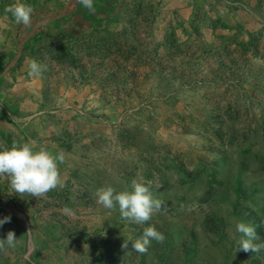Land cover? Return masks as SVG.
Instances as JSON below:
<instances>
[{
    "label": "rangeland",
    "instance_id": "374dc122",
    "mask_svg": "<svg viewBox=\"0 0 264 264\" xmlns=\"http://www.w3.org/2000/svg\"><path fill=\"white\" fill-rule=\"evenodd\" d=\"M94 3L95 20L78 0L72 33H38L21 52L44 71L11 123L34 150L63 152L64 187L36 198L0 183V238L18 239L0 264H264L235 230L243 221L264 243V0ZM201 163L218 184L193 179ZM133 180L162 202L144 224L94 196ZM151 225L165 239L136 252Z\"/></svg>",
    "mask_w": 264,
    "mask_h": 264
},
{
    "label": "clouds",
    "instance_id": "9594fccd",
    "mask_svg": "<svg viewBox=\"0 0 264 264\" xmlns=\"http://www.w3.org/2000/svg\"><path fill=\"white\" fill-rule=\"evenodd\" d=\"M79 3L87 10L95 12L94 0H79ZM14 18L15 23L29 25L31 23L33 9L26 2H18L5 9ZM44 71V66L36 60L29 65V76L39 77ZM35 141L18 144L13 142L11 148L0 147V177L8 179V186L12 192L28 194L39 198L51 190L63 188L64 184L60 175L59 165L64 163L63 152L52 154L46 147L41 146L34 150ZM96 202L105 209L115 210L118 208L121 217L125 220L144 224L151 220L153 215L161 209L162 202L155 198L150 187L142 182L132 181L131 190L117 189L111 185L99 187L94 193ZM66 215H74L72 209L65 207ZM11 217L5 216L0 219V228ZM236 232L240 233L237 241L238 250L259 253L264 249V243H255L256 230L253 226L238 221L235 225ZM165 236L155 225L144 229L141 238L132 241V249L138 253H145L153 240L163 242ZM18 239L14 231H9L6 238H0V251L6 248H15ZM123 247L127 248V242Z\"/></svg>",
    "mask_w": 264,
    "mask_h": 264
},
{
    "label": "crops",
    "instance_id": "0c3cea01",
    "mask_svg": "<svg viewBox=\"0 0 264 264\" xmlns=\"http://www.w3.org/2000/svg\"><path fill=\"white\" fill-rule=\"evenodd\" d=\"M45 1L47 0H0V143L5 142L8 147H11L13 142L18 144L32 142V140L26 141L24 130L22 132V129H18L11 123L12 116L19 113L13 108L22 102L18 99L19 89L24 87L23 84L30 85L35 81L33 76H30V81L24 78L28 74L31 61L28 58L20 61L21 52L27 47L29 40L36 37L38 33L46 37L48 35L54 37L56 29L47 23L73 12L78 2L76 0V3L72 4V0H69L66 4L64 0H52L49 3ZM18 2H26L33 9L31 23L27 26L15 23L11 14L5 11L8 6ZM48 11L49 16L46 14ZM88 13L95 15L92 11ZM72 26L75 28V25L72 24ZM22 35H24L23 39ZM36 144L35 141L34 145ZM5 178L0 179L3 187L7 184Z\"/></svg>",
    "mask_w": 264,
    "mask_h": 264
},
{
    "label": "trees",
    "instance_id": "16d2710c",
    "mask_svg": "<svg viewBox=\"0 0 264 264\" xmlns=\"http://www.w3.org/2000/svg\"><path fill=\"white\" fill-rule=\"evenodd\" d=\"M50 1H52V0H47V1H45V3H47V2L49 3ZM80 9H81L80 7L79 8L76 7V9L73 12L66 13L64 16L59 17V18H55V19H53V21L48 22L47 25L54 27V29H56V34L54 35V37L51 35H48L47 38L53 39L55 37H62V36H66V35H69L70 33H72V30H71V29H73L72 21L74 20L75 16L78 14ZM92 17H93L92 14H89V13L85 14V16H84V18H86L87 20L92 19ZM94 20H95V18H94ZM60 54H61V52H60ZM61 62H68V61H61ZM223 172L225 173V171H223ZM203 174L205 177H207V179H210L214 182V184L212 186L219 183V181H217L218 179L216 177V172L210 170L208 167H205V165H203V163H201L196 168V175L193 179L195 180ZM179 176H180V178L184 177V175L182 173H179ZM210 191H211V188H210Z\"/></svg>",
    "mask_w": 264,
    "mask_h": 264
}]
</instances>
